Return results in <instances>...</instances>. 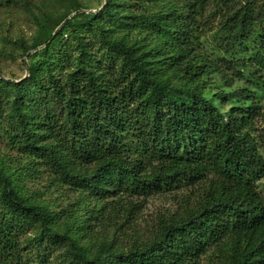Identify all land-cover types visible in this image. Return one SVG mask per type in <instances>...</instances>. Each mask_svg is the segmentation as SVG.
<instances>
[{
  "label": "trees",
  "instance_id": "1",
  "mask_svg": "<svg viewBox=\"0 0 264 264\" xmlns=\"http://www.w3.org/2000/svg\"><path fill=\"white\" fill-rule=\"evenodd\" d=\"M97 1L0 66V264H264V0Z\"/></svg>",
  "mask_w": 264,
  "mask_h": 264
},
{
  "label": "rangeland",
  "instance_id": "2",
  "mask_svg": "<svg viewBox=\"0 0 264 264\" xmlns=\"http://www.w3.org/2000/svg\"><path fill=\"white\" fill-rule=\"evenodd\" d=\"M73 0H0V66L6 76L18 77L23 74L26 76L24 66L21 64V49L19 39L26 43H31L39 34L41 25L46 24L51 27L69 13L70 4ZM83 5L94 10L97 0H78ZM74 12L67 15L71 17ZM65 20V19H64ZM61 25V24H60ZM58 25L53 32H55ZM207 45L206 41H203ZM213 51L211 48H207ZM24 72V73H23ZM257 100L264 104V99L258 97ZM230 106V104H228ZM227 107V106H226ZM225 107V108H226ZM5 141L1 138L0 131V150H4ZM37 183V182H36ZM28 185H34L27 182ZM258 191L264 196V178L257 183ZM169 202L163 199L150 198L144 205L141 218L151 219L153 214L160 209L169 206ZM144 222V221H143ZM141 222V226L144 224ZM30 259L36 263L34 256Z\"/></svg>",
  "mask_w": 264,
  "mask_h": 264
}]
</instances>
